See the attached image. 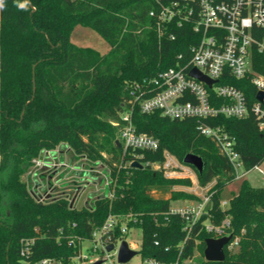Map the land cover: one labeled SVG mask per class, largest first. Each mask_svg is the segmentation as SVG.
<instances>
[{"label": "trees", "instance_id": "1", "mask_svg": "<svg viewBox=\"0 0 264 264\" xmlns=\"http://www.w3.org/2000/svg\"><path fill=\"white\" fill-rule=\"evenodd\" d=\"M0 7V264H34L50 257L68 263L81 240L110 214L142 230L139 253L183 264L197 249L204 253L212 234L203 228L204 213L190 235L186 219L170 212L172 200L200 199L173 187L190 179L166 176L165 169L134 167L130 161H165V151L183 163L187 153L201 155L202 173L192 166L211 199L207 209L220 223L227 215L236 249L225 248L223 261L201 264H264V186L246 179L223 208L221 194L235 178L216 143L202 135L194 118L172 120L159 111L137 107L132 120L138 132L158 138L157 150L119 147L122 112L132 85L152 88L160 72L176 65L194 41L190 27L175 30L176 39L160 36L150 15L152 0H2ZM91 26L110 44L102 54L71 41L76 25ZM35 66V91L33 68ZM254 68L264 74V53ZM248 98L256 90L248 77L230 78ZM232 135L245 170L264 162V134L256 118L219 116L213 121ZM67 142L79 154L102 160L111 169L114 197L97 198L90 207L72 208L65 199L40 202L28 191L24 175L43 148ZM159 193L158 196L154 193ZM170 193L169 197H165ZM117 226L113 239L123 237ZM188 236V237H187ZM35 238L29 254L22 239ZM73 239L74 243L69 244ZM125 264H131L130 262Z\"/></svg>", "mask_w": 264, "mask_h": 264}, {"label": "built area", "instance_id": "2", "mask_svg": "<svg viewBox=\"0 0 264 264\" xmlns=\"http://www.w3.org/2000/svg\"><path fill=\"white\" fill-rule=\"evenodd\" d=\"M154 7L150 15L155 19V28L160 36L176 39L175 30L190 27L194 41L186 53L177 55L176 65L159 73L153 80V87L144 83L132 85L129 105L122 112V127L119 140L125 150H157L160 141L153 135L138 132L132 120L137 107L143 113L155 111L172 120L194 118L198 121L200 133L212 139L223 155L231 163L235 178H242L245 173L236 141L220 124L211 121L219 116L247 118L253 115L264 134V99L259 100L257 94L264 92V74L254 68L256 53H264V0H152ZM197 68L213 80L212 86L190 74ZM248 77L255 88V98H248L245 92L228 81L230 78ZM165 161L143 162V166L165 169L166 176L180 166L189 169L188 177L197 179L195 169L181 163L169 151H165ZM257 167V166H255ZM96 178V179H95ZM29 193L40 202L65 199L72 208H83L94 205L97 198L107 196L113 198L115 191L111 169L102 160H94L86 154L77 153L67 142H60L54 148H43L32 159V163L24 175ZM198 180V179H197ZM196 180V181H197ZM96 190L92 197L81 202L83 193L92 182ZM202 186V185H201ZM202 188H205L202 186ZM206 191L198 194V200L187 205L171 206L170 212L186 219L185 229L188 236L194 225L204 213L208 218L203 221V228L219 238L229 235L231 221L227 215L220 223L214 222L207 209L211 194ZM223 208L229 201L221 202ZM128 220V219H127ZM127 220L119 225L120 217L110 214L102 225L96 226L90 238L81 240L79 253L68 263L46 257L37 264H92L102 260L101 264H120L118 251L126 235L133 227ZM120 226L123 237L113 239L114 232ZM187 236V237H188ZM239 236H233L225 248L233 250L238 247ZM90 242L84 252V242ZM142 242V241H141ZM35 238L22 239V254H29ZM74 243L71 239L69 244ZM113 243L114 248L107 246ZM131 248L138 252L141 245L129 242ZM117 256V260L112 259ZM143 264H181L179 261L164 262L153 257L143 258Z\"/></svg>", "mask_w": 264, "mask_h": 264}, {"label": "rangeland", "instance_id": "3", "mask_svg": "<svg viewBox=\"0 0 264 264\" xmlns=\"http://www.w3.org/2000/svg\"><path fill=\"white\" fill-rule=\"evenodd\" d=\"M71 41L79 47H90L95 50H98L102 54H106L110 51L111 46L109 42L95 29H93L91 26H84V25H76L72 34H71ZM179 170L172 171L170 176L182 178V179H190V184L181 183L173 188L176 190H180L183 192L193 193L196 196L200 192L208 190L213 183L206 186L205 188H202L199 181L196 179L194 174L192 175L193 178L191 179L188 177L189 169H183L181 166L179 167ZM96 179V178H95ZM246 179L248 183H250L252 186L255 187H262L264 186V162L260 164L257 167H254L247 171L245 175L242 178H236L230 183H228L224 190L222 191L221 198L222 201H229L230 198L233 196L234 193H237L241 187L242 181ZM197 180V181H196ZM92 182V181H91ZM96 190V186L92 182L89 186L86 188V192L83 193L81 202L85 201L87 197H92V192ZM154 195L158 196L159 193L155 192ZM165 197H169L170 193H166L164 195ZM195 201V199H185L181 198V200H172V206H181V205H187L190 202ZM1 209V207H0ZM126 221V220H125ZM126 240L131 242L135 241L137 242L138 246L141 245L142 241V230L137 227H133L129 234L126 235ZM84 252L88 251V248L90 246V242L86 241L84 242ZM112 259L114 261L117 260V256H113ZM205 259L204 253L197 249L193 258L186 260L183 264H201L202 260ZM131 264H143V258L141 256V253H137L133 258L130 260ZM34 264H37L34 263Z\"/></svg>", "mask_w": 264, "mask_h": 264}, {"label": "water", "instance_id": "4", "mask_svg": "<svg viewBox=\"0 0 264 264\" xmlns=\"http://www.w3.org/2000/svg\"><path fill=\"white\" fill-rule=\"evenodd\" d=\"M35 66L33 68V82H34V91H35ZM190 74L196 77L199 80L205 81L209 86H212L213 80L208 78L205 74L199 71L197 68H193L190 71ZM259 100L264 99V92L259 91L257 94ZM119 147L122 146L120 140H117ZM183 163L194 166L199 173H202L205 168V161L201 155L196 153H187L183 159ZM134 167H143L142 163L139 161H134L132 163ZM233 238V234L225 235L219 238L208 237L205 240L206 247L204 249V257L207 261H223L226 257L225 247ZM114 248V244L111 243L107 246V249L110 251ZM138 253L136 249L130 247L127 240H123L119 251H118V262L120 264H125L130 262V260ZM102 260H98L92 264H101Z\"/></svg>", "mask_w": 264, "mask_h": 264}, {"label": "clouds", "instance_id": "5", "mask_svg": "<svg viewBox=\"0 0 264 264\" xmlns=\"http://www.w3.org/2000/svg\"><path fill=\"white\" fill-rule=\"evenodd\" d=\"M0 7H3V3H2V0H0Z\"/></svg>", "mask_w": 264, "mask_h": 264}]
</instances>
